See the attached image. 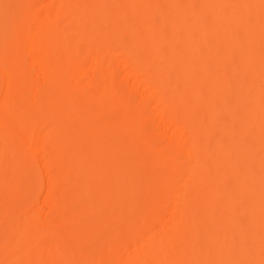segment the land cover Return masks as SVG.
Masks as SVG:
<instances>
[{"label":"bare ground","instance_id":"obj_1","mask_svg":"<svg viewBox=\"0 0 264 264\" xmlns=\"http://www.w3.org/2000/svg\"><path fill=\"white\" fill-rule=\"evenodd\" d=\"M0 264H264V0H0Z\"/></svg>","mask_w":264,"mask_h":264}]
</instances>
